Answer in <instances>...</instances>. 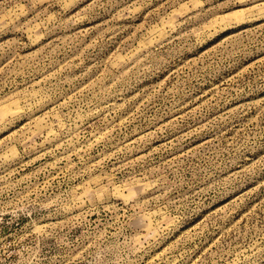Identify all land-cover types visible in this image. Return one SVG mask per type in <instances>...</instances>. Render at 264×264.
I'll return each mask as SVG.
<instances>
[{
  "label": "rangeland",
  "instance_id": "rangeland-1",
  "mask_svg": "<svg viewBox=\"0 0 264 264\" xmlns=\"http://www.w3.org/2000/svg\"><path fill=\"white\" fill-rule=\"evenodd\" d=\"M0 264H264V0H0Z\"/></svg>",
  "mask_w": 264,
  "mask_h": 264
}]
</instances>
